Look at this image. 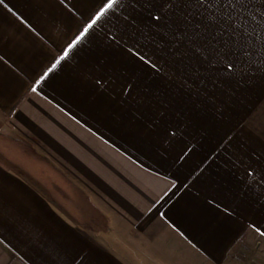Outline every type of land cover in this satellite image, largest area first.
Here are the masks:
<instances>
[{
    "label": "crops",
    "instance_id": "crops-1",
    "mask_svg": "<svg viewBox=\"0 0 264 264\" xmlns=\"http://www.w3.org/2000/svg\"><path fill=\"white\" fill-rule=\"evenodd\" d=\"M107 2L0 0V264H264V0Z\"/></svg>",
    "mask_w": 264,
    "mask_h": 264
},
{
    "label": "rangeland",
    "instance_id": "rangeland-1",
    "mask_svg": "<svg viewBox=\"0 0 264 264\" xmlns=\"http://www.w3.org/2000/svg\"><path fill=\"white\" fill-rule=\"evenodd\" d=\"M114 219H115L114 222H117L116 218H114ZM115 226H117V225H115ZM114 234L116 236L118 234L120 236H122L121 239H120L121 242H125L126 241L127 243H129L131 245H136V246L142 248L143 250H146V249L148 250V248H151V247H153L155 245H158L159 247H161L162 245L165 244V238H162L161 235H156L155 231L153 232L154 236H151V237L150 236L142 237V236H137V235L133 236L131 234H127L126 231H125V234H124V232H121V230H118V229L115 230ZM128 235H129V237H128ZM116 244L120 245V246H124V244H122V243L118 244V242H116ZM121 249H123V248H121ZM145 253H146V251H145ZM146 255H147V253H146ZM174 256H176V254H174Z\"/></svg>",
    "mask_w": 264,
    "mask_h": 264
},
{
    "label": "snow or ice",
    "instance_id": "snow-or-ice-1",
    "mask_svg": "<svg viewBox=\"0 0 264 264\" xmlns=\"http://www.w3.org/2000/svg\"><path fill=\"white\" fill-rule=\"evenodd\" d=\"M221 2L224 3L225 6H227L229 4L230 0H217V3L218 4L221 3ZM115 3H116V0H108L107 4H105L104 8H101L100 11L97 13V19H99V17L101 15H103L105 9L111 8L113 6V4H115ZM95 22L96 21L93 20L92 24H95ZM92 24H89L88 25V28H91L92 27ZM88 28H85L84 29V32H87L88 31ZM81 35H83V33H81ZM77 39H79V37H77ZM65 55H67V53H65ZM53 67H55V65H53ZM229 67H231V64H229Z\"/></svg>",
    "mask_w": 264,
    "mask_h": 264
}]
</instances>
